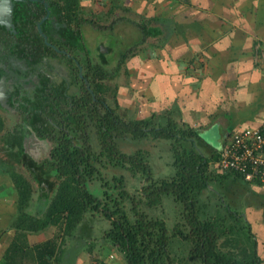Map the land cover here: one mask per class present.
Masks as SVG:
<instances>
[{
  "label": "trees",
  "instance_id": "trees-1",
  "mask_svg": "<svg viewBox=\"0 0 264 264\" xmlns=\"http://www.w3.org/2000/svg\"><path fill=\"white\" fill-rule=\"evenodd\" d=\"M49 4L53 11L54 31L66 37V42L72 48L87 54L84 76L88 78L89 87L74 69L69 78L75 88H80L79 94L70 97L66 89L69 85L56 83L53 101L49 95H44L41 102L38 100L34 104L36 108L43 106V103H53V115L49 114V117L52 116L51 130L54 134L50 136H54L57 145L52 160L41 164L42 172H35L34 169L31 172L36 177L42 174L40 198L46 201L44 205H38L39 215L29 216L24 211L32 199L33 185L23 174L13 171L19 210L16 225L23 223L28 232L40 231L51 225L58 232L61 227L69 232L88 213L91 218L98 215L108 221L109 228L104 231V237L123 253L125 264H172L177 256L172 254L171 238L184 244L183 250H186L187 256L178 258L180 264H188L189 260H196L199 264H260L255 238L241 228L238 212L229 211L227 207L226 218L227 221L229 217L231 220L227 228L224 227L226 218L219 215L223 195L213 191L215 184L225 187V183L229 182L232 188L237 186L239 189L241 181L249 183L241 174L218 169L216 162L220 158L221 146L206 143L197 128L188 123H179L172 117L163 124H156L151 118H123L118 113L115 100L117 86L110 88L103 81L116 75L126 56L133 51L122 52L117 65L112 67L105 56L101 55L97 60L86 48L79 20L83 18L82 23L88 21L94 27L99 25L85 18L81 0H53ZM38 7L43 8L41 5ZM105 8L108 14L113 12L110 4ZM89 17L97 16L89 11ZM38 18L28 1H20L15 3L13 11L17 32L11 33L0 26V63L8 65L3 71L8 70L10 65L13 67L14 75H7L12 77L10 88L14 99L19 94L17 77L27 76L21 72L24 63L29 69L37 71L36 77L45 81L43 91H47V79L42 73L45 66L50 67V63H45L50 50L40 48L42 42L39 44V40L35 39L37 32L34 21ZM138 27L145 31L144 25L139 24ZM53 57H56L53 67L56 65L60 69H63L66 61H70L66 55L54 51ZM110 89L114 93L113 99L108 101ZM92 96L97 99L94 103ZM28 113L29 116L23 113L26 116L23 123L27 127L20 125V131L34 136L40 135V132L47 134L42 130L40 113L36 110ZM0 126H3L1 118ZM119 139L169 141L171 172L161 178L155 177L148 152L139 148L132 153L123 152L118 146ZM108 167L125 169L133 177H138L142 185L136 193H130L123 174L114 175L111 180L103 176L102 170ZM95 181L100 184L101 194L89 187ZM205 192L207 194L203 198ZM212 192L218 196L215 210H211L210 206V201L215 198ZM165 195L171 196L179 205L178 220L170 232L163 218L151 216L145 211L146 207L160 205ZM232 217L236 219L234 222ZM54 239H47L37 246L41 248L39 252L44 253L39 254L41 264H51L48 257H52L55 251Z\"/></svg>",
  "mask_w": 264,
  "mask_h": 264
},
{
  "label": "crops",
  "instance_id": "crops-1",
  "mask_svg": "<svg viewBox=\"0 0 264 264\" xmlns=\"http://www.w3.org/2000/svg\"><path fill=\"white\" fill-rule=\"evenodd\" d=\"M103 2L113 6V12L103 15L100 6L96 10L102 16L95 13L97 17L91 18L87 14L90 10L84 8L85 18L99 26H88L86 21L81 34L88 51L92 44L85 36L93 28L114 26L109 32L123 34L124 44H116L115 50L123 51L130 45L124 52H133L111 78L122 106L119 111H132L125 118H151L163 124L172 117L197 130L217 125L220 146L232 132L264 122V0ZM81 4L90 6L91 0H81ZM115 50L102 47L91 55L97 60L105 56L117 65L122 52L117 57L114 54L113 60L107 56ZM10 117L16 119L12 126ZM21 117L20 110L15 114L0 106V264H41L39 254L43 252L37 246L52 237L56 248L52 257L47 256L51 264H91L95 259L125 264L123 253L104 237L108 221L98 215L91 218L85 214L69 232L63 227L58 232L54 225L28 232L23 223L16 225L19 210L13 171L33 185L32 199L24 210L29 216L39 215L38 205L46 201L40 198V176L25 173L20 147L9 141L10 135L20 131ZM239 189L244 200L231 210L238 212L241 228L255 238L260 264H264V185L241 181Z\"/></svg>",
  "mask_w": 264,
  "mask_h": 264
},
{
  "label": "rangeland",
  "instance_id": "rangeland-1",
  "mask_svg": "<svg viewBox=\"0 0 264 264\" xmlns=\"http://www.w3.org/2000/svg\"><path fill=\"white\" fill-rule=\"evenodd\" d=\"M104 0H91V5L87 6V5H83L84 8H86V11L89 9L90 11H92V15L93 14H97L99 16H102L98 13L99 10L98 9L100 6H102L104 9H102V14L103 15H107V12L105 10V5ZM187 1V0H185ZM86 11L84 13V16L86 15ZM87 14H89V11H87ZM78 18V15H77ZM79 20V19H78ZM83 18L79 20L80 22V28L81 25H84L80 30L84 33V29L86 22L82 23ZM90 26V25H88ZM114 26H112L109 29H95L93 28L90 31V34L85 36V40L88 41V43H91L92 45L89 46V50L90 53L92 54V52H100L99 50L102 49V47L104 49L107 48H113V50H115L117 48L116 44H121L123 42V40L120 38L123 36V34L121 33H115V32H109L110 30H113ZM86 35V34H85ZM94 44V45H93ZM104 44V45H103ZM122 46V45H121ZM95 47V48H93ZM128 47L130 48V45L127 44V46H125V49H127V51L129 50ZM125 49L123 51L120 50H115L114 52H110L107 54L108 58L110 60H113L114 58V54H116L115 57H117L118 54H120V52H124ZM95 55V54H94ZM114 64L113 62L111 63L110 67H112ZM1 78V77H0ZM104 83H107V85H109L110 88L113 87V85L110 83V81H103ZM3 92L5 93V99H11L12 96L6 92V88H5V83L3 85L2 83V79H0V94L3 95ZM12 93V92H11ZM113 89H110V93H108L107 97L109 99H113ZM118 96V92L116 93V102L119 105V108L117 109L118 112L121 114V116L123 118L124 115H127L128 113H132V111H130L129 108H123L126 109L124 112L123 110L119 111L121 104H119V100L117 99ZM113 101V100H112ZM12 103V100L10 102V105ZM128 103L125 104V106H127ZM29 114V113H28ZM131 116V115H130ZM136 116V115H135ZM46 119L49 117V115L45 116ZM11 120L8 121L9 125L12 126V124H15V118L10 117ZM11 122V123H10ZM163 123H166V120L164 119ZM185 126V125H184ZM219 128L217 125H213L212 128H209L207 130H198V132H200V136L203 138H201L202 140H204L206 143L212 145V146H218L220 144V142L222 141V139L220 138L221 133L218 132ZM228 139V137H227ZM118 142V146L119 148L126 153H132L134 152L136 149H143L145 151L148 152V159L150 160V164L152 166V170H153V174L155 177H164L166 176L169 172H171V165H170V161H171V153L169 150V141L167 140H151V139H144V140H140L138 141H128V140H124V139H119L117 140ZM204 149V148H203ZM43 155V154H42ZM41 155V158H42ZM167 163H169L167 165ZM26 166L24 167L25 173L26 174H31L32 169H34L33 171L35 172H42L41 169V165L38 166L39 164L34 163L33 165H28L27 161H25ZM36 164V167H35ZM211 165H214V163H212ZM213 168V166L211 167ZM224 172V171H223ZM103 176L107 179V180H111V178L114 175H120L123 174L124 175V180H125V186L126 189L129 190L130 193H136L137 189L142 185V181L138 178V177H133L132 175H130L128 173V171H126L125 169L121 168V167H108L105 170H102ZM45 178H48V176L44 175ZM93 186L90 184V189L97 193V194H101V188H100V184L99 182L95 181ZM238 187L235 186L232 188V184L227 182L225 183V187H221L220 184L216 185L213 188V191L216 192H221L223 195V206L221 207L222 210L221 212H219V215L226 218L227 215V211L229 209V211H231V207L234 208V206H237L238 204H240L243 200L244 197H242V190L241 189H237ZM211 189V188H210ZM240 191V194H239ZM211 193V191H209ZM207 194V192L204 193V196H202L203 198L205 197V195ZM214 198L213 201H210V206H211V210H215L218 205L216 206V201L215 199L218 197L216 196L215 192L212 194ZM221 205V203H220ZM178 207L179 205L176 204V202H174L173 198L171 196H163V200L162 203L156 207H152V208H148L146 207L145 211L154 217H161L166 221L167 227L169 229V232L172 229L173 224L178 220ZM228 207V209H227ZM230 207V208H229ZM229 216V214H228ZM224 227H228V223H231L230 217H229V221H227V218L224 220ZM173 241V242H172ZM171 249H172V254H174V256H177L174 259V262L172 264H180L178 263L179 257H182L183 255L187 256L186 250H183L184 244L179 242L178 239H173L171 238ZM170 243V244H171ZM188 264H199L196 260H189Z\"/></svg>",
  "mask_w": 264,
  "mask_h": 264
},
{
  "label": "flooded vegetation",
  "instance_id": "flooded-vegetation-1",
  "mask_svg": "<svg viewBox=\"0 0 264 264\" xmlns=\"http://www.w3.org/2000/svg\"><path fill=\"white\" fill-rule=\"evenodd\" d=\"M26 1H28L29 6L32 5V11L34 12V14L36 13L37 15H39V18L35 19L34 21L35 31L37 32V37L35 39L39 40L38 41L39 44H41L40 41L42 42V44L40 45L41 46L40 48H42L43 50L44 49L50 50L49 55H48L49 58L47 61H45V63H50V67L47 68L45 66L44 71L42 73L45 79H47L46 80V82L48 83L47 91L45 90L43 91V88H44L43 82L45 81H43V79H38L36 77L37 71L34 72L33 69H29L25 63L23 64L21 68V72L27 76L23 75L21 77H17V80L19 83V89H18L19 94H18V97H16V99H14L13 93H11L12 91L10 88V79L12 77L9 78V76L7 75V74L14 75L13 67H11V65L8 70L5 69V71H3V69L6 68L8 65L5 63H0V77H1L0 79L3 78L5 82L6 92L12 96L11 99L9 100L7 99L6 101H4V104L8 107V109H11V111L15 114L17 111L19 112L20 110V112H23L25 115H28V116L29 114H27V112L32 113L33 111L36 110L40 113L42 120H43L42 130L46 132L47 134H44V133L41 134L40 132V135L38 134L34 136L29 132L22 133L21 131H18V130L17 132L24 134V135L33 136L37 144H39L38 149L44 152L42 153L43 154L42 158L40 156L38 158V161H41L40 163H45L48 160L49 161L52 160L53 151L57 145V142L54 140L55 139L54 136L53 138H51L50 136V134L51 135L54 134L52 131L53 130L52 116L48 117L47 119L45 117L49 114L53 115V103L52 104L43 103V106H37L36 108L34 107V104L38 100H40L41 102L42 99H44V97L48 95L53 101V94L55 93L53 92L54 91L53 87L54 88L56 87V83L61 84L64 81L67 85H69L66 89L70 97L76 94H79L80 88L78 86L75 88V86L71 83L72 80L69 78V74L74 71V68H75V71L78 73V75L80 74V78L83 79L85 83H87V87H89L88 80H87L88 78L85 79V76H84V68H86L85 67L86 61H84V59H85V55L87 54L85 51H79L77 48H74V47L72 48L69 45V42L68 41L66 42L67 40L66 37L59 36L58 33L54 31L53 11L50 9L51 5L49 4L53 0H23L22 2H26ZM39 5H41L43 8H39L38 7ZM53 51L56 54H64L69 58L70 61H66L64 63V65L62 66L63 69L56 68V65L53 67V60H56V57H53ZM74 53H77V54L75 55ZM71 77L73 78L72 75ZM107 81H110V83L113 85L112 79H109ZM113 87L115 86L113 85ZM92 98H93L92 103L97 101L95 96H92ZM11 100H12V103L10 105ZM108 101H111V99H109ZM24 117L26 118V116ZM23 121L24 119L21 117V122L19 123V125L23 124V126L27 127V124H24ZM39 125L41 126V124ZM42 130H39V131H42ZM22 156H23L24 163L20 162V164H22L25 167L26 166L25 161H27L26 156L25 154H23Z\"/></svg>",
  "mask_w": 264,
  "mask_h": 264
},
{
  "label": "built area",
  "instance_id": "built-area-1",
  "mask_svg": "<svg viewBox=\"0 0 264 264\" xmlns=\"http://www.w3.org/2000/svg\"><path fill=\"white\" fill-rule=\"evenodd\" d=\"M219 152L216 165L220 171L236 172L249 183L264 185V122L258 127L232 132ZM91 264L106 262L95 259Z\"/></svg>",
  "mask_w": 264,
  "mask_h": 264
},
{
  "label": "water",
  "instance_id": "water-1",
  "mask_svg": "<svg viewBox=\"0 0 264 264\" xmlns=\"http://www.w3.org/2000/svg\"><path fill=\"white\" fill-rule=\"evenodd\" d=\"M23 0H0V26L3 27L5 30L15 33L17 32V29L15 27V24L13 23V11H14V6L16 2H20ZM41 29V28H40ZM80 75V74H79ZM2 83L4 85V80L2 78ZM63 85L65 84V81L62 82ZM5 93L3 92V95L0 94V106L6 107L4 101L5 99ZM13 135V136H12ZM10 135L9 141L16 142L17 145L20 147V152L25 154L27 164L28 165H33L34 163L39 164L40 166L42 163L41 161H38V158L44 153L42 150L38 149L39 144L35 141L32 135H24L19 132H16L14 134ZM36 167V164H35ZM40 177L42 176L41 173H39ZM211 188V186H209Z\"/></svg>",
  "mask_w": 264,
  "mask_h": 264
}]
</instances>
